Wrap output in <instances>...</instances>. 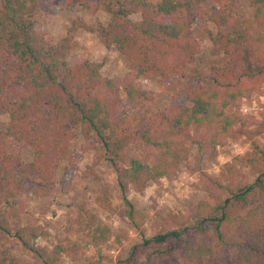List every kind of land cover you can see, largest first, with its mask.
Wrapping results in <instances>:
<instances>
[{
  "label": "trees",
  "instance_id": "16d2710c",
  "mask_svg": "<svg viewBox=\"0 0 264 264\" xmlns=\"http://www.w3.org/2000/svg\"><path fill=\"white\" fill-rule=\"evenodd\" d=\"M42 1L0 0V118L9 119L0 122V244L15 237L36 264H59L64 246L52 253L36 246L42 227L14 232L16 198L27 182L54 184L58 158L75 132L94 141L90 148L108 159L126 195L132 184L144 189L171 175L195 146L215 150L238 127H248L231 106L264 86V0L251 3L257 29L239 13L241 0H100L92 8L109 16L99 27L103 45L121 54L133 71L122 82L88 59L70 63L75 35L92 28L76 19L68 36L54 44L51 34L40 30ZM196 20L217 27L216 35L206 30L223 57L195 72L198 83L189 90V104L152 113L147 103L154 95L137 80L164 85L188 77L185 67L201 50ZM124 98L142 110L135 129L132 109L122 112ZM158 132L163 139H153ZM262 133L264 124L245 134L253 140L248 164L259 171L256 180L241 177L236 166L228 168L227 180L210 177L206 199L155 226L141 246L159 247L145 264H264V144L254 140ZM137 137L154 146L159 157L153 164L131 158L124 167L125 152ZM24 150L31 151L32 161H24ZM236 206L246 211L235 214ZM128 212L135 215L132 207Z\"/></svg>",
  "mask_w": 264,
  "mask_h": 264
},
{
  "label": "rangeland",
  "instance_id": "374dc122",
  "mask_svg": "<svg viewBox=\"0 0 264 264\" xmlns=\"http://www.w3.org/2000/svg\"><path fill=\"white\" fill-rule=\"evenodd\" d=\"M99 1L43 0L37 16L40 30L50 33L54 44H58L68 36L73 22L81 19L92 30L77 32V47L69 58L70 63L88 59L102 65L105 76L122 82L133 71L121 54L108 51L103 45L99 27L108 23L109 16L102 10H93ZM150 1L156 4L161 0ZM251 3L252 0H241L239 13L252 19L257 29ZM206 29L214 35L218 33L214 24L196 20L194 32L201 50L196 62L185 67L188 77L179 76L164 85L150 79L137 80L140 89L154 95L147 103L152 113L168 112L189 104V90L195 89L198 83L195 72L222 59V48L212 42ZM125 108L132 109L135 129L142 119V110L124 98L122 112ZM231 110L244 116L248 127H238L237 134L215 150L202 151L195 146L171 175L148 183L144 189L132 184L126 195L121 191L117 173L108 159L98 157L90 148L94 141L75 132L64 156L58 158L59 164L52 176L54 184L47 185L31 178L16 198L19 211L11 218L14 232L25 226L42 227L45 232L36 240V246L50 253L57 246H64L59 264H145L148 254L159 247L155 244L141 246L153 237L155 226L164 222L168 215L191 210L206 199L210 177L227 180V170L232 166H236L240 176L247 181H254L259 176V171L248 164L253 140L245 134L264 124V86L233 102ZM0 122L7 123L9 119L1 117ZM141 124L149 125L148 122ZM161 138H164L161 132L153 137L155 140ZM254 140L264 144V133ZM32 156L30 150H24L25 162L32 161ZM158 157L159 152L154 146L137 137L127 148L121 165L129 166L131 158L153 164ZM131 207L135 209V215L128 212ZM245 211L239 206L234 208L235 214ZM102 233L106 235L104 240H101ZM0 260L5 264H36L33 254L15 237L0 244Z\"/></svg>",
  "mask_w": 264,
  "mask_h": 264
}]
</instances>
